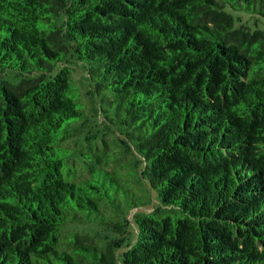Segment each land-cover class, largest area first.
Returning <instances> with one entry per match:
<instances>
[{
  "label": "trees",
  "instance_id": "trees-1",
  "mask_svg": "<svg viewBox=\"0 0 264 264\" xmlns=\"http://www.w3.org/2000/svg\"><path fill=\"white\" fill-rule=\"evenodd\" d=\"M242 12L264 0H0V264H264V29ZM138 178L158 204L130 237Z\"/></svg>",
  "mask_w": 264,
  "mask_h": 264
},
{
  "label": "rangeland",
  "instance_id": "rangeland-1",
  "mask_svg": "<svg viewBox=\"0 0 264 264\" xmlns=\"http://www.w3.org/2000/svg\"><path fill=\"white\" fill-rule=\"evenodd\" d=\"M240 15L242 16V20L246 21L247 24L251 27V28H259V29H264V16H260L257 14H249V13H245L242 12L240 13ZM71 66V81L72 84H74V86H78L80 89V93H81V101L85 104L84 109L87 111V113L91 116H89V125L92 126L93 128V124H97L98 127L100 129L105 130L103 136L107 142V146H105V151L107 152H112V153H116L115 156V160L118 158L119 161V168L121 169L122 173H124L123 175L125 177L128 178H132L134 179V176H137L136 173H134L133 176L128 175L126 173V167L128 166V163L126 160L131 159L130 157H132L133 155H131V153L127 152L124 153L121 151L120 147L118 146V139L117 137L119 136L118 134L116 135L117 132V128H116V121L111 122L110 120L105 118L106 113L101 111V106L105 107V105H103V102L101 100H99V98L97 96H91L89 97L85 91L87 89H91L92 87V80H90L85 72L83 67L81 66L80 63L75 62L74 60H70V62L68 63ZM108 114V113H107ZM134 157V156H133ZM133 160L135 158H132ZM131 159V160H132ZM115 160L111 161L112 165H115ZM140 167V164L138 163L137 167H135V169H138ZM139 180H137L136 182L130 179V182L132 184L135 185V187L139 189H141L142 193H146V197H145V203L143 204H139L138 206L134 207L132 209L131 212H129L126 217L127 219H129L131 221V223H129L128 226H126V230L129 231V233L131 234H125L128 236H132L133 233L135 232V227H134V222H133V212L134 211H149L152 210L156 204H158L157 199L154 197L153 192L152 194L148 192L147 186L144 183V180L141 178H138ZM100 232V236L98 235L99 238L102 237V235L108 233L109 236H116L117 233H110L108 230H101ZM119 234V233H118ZM117 237V236H116Z\"/></svg>",
  "mask_w": 264,
  "mask_h": 264
}]
</instances>
